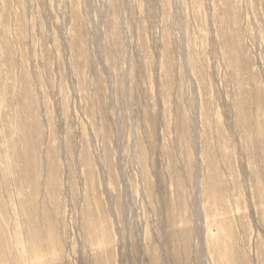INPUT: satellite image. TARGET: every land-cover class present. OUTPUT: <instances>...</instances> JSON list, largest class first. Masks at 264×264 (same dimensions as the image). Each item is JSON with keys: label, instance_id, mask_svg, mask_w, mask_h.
Returning a JSON list of instances; mask_svg holds the SVG:
<instances>
[{"label": "rangeland", "instance_id": "obj_1", "mask_svg": "<svg viewBox=\"0 0 264 264\" xmlns=\"http://www.w3.org/2000/svg\"><path fill=\"white\" fill-rule=\"evenodd\" d=\"M0 264H264V0H0Z\"/></svg>", "mask_w": 264, "mask_h": 264}]
</instances>
